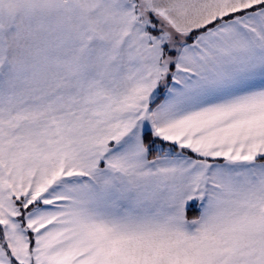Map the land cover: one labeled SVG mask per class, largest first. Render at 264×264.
I'll use <instances>...</instances> for the list:
<instances>
[{
	"label": "snow or ice",
	"instance_id": "6c2138e0",
	"mask_svg": "<svg viewBox=\"0 0 264 264\" xmlns=\"http://www.w3.org/2000/svg\"><path fill=\"white\" fill-rule=\"evenodd\" d=\"M0 264H264V0H0Z\"/></svg>",
	"mask_w": 264,
	"mask_h": 264
}]
</instances>
